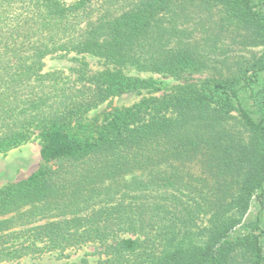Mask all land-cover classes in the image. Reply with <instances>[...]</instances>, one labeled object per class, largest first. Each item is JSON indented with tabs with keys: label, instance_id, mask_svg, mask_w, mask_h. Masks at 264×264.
Returning <instances> with one entry per match:
<instances>
[{
	"label": "trees",
	"instance_id": "obj_1",
	"mask_svg": "<svg viewBox=\"0 0 264 264\" xmlns=\"http://www.w3.org/2000/svg\"><path fill=\"white\" fill-rule=\"evenodd\" d=\"M210 9L263 46L248 71L88 115L154 85L122 67L203 64ZM30 140L40 164L0 186V264L86 245L74 264H264V0H0V153Z\"/></svg>",
	"mask_w": 264,
	"mask_h": 264
},
{
	"label": "rangeland",
	"instance_id": "obj_2",
	"mask_svg": "<svg viewBox=\"0 0 264 264\" xmlns=\"http://www.w3.org/2000/svg\"><path fill=\"white\" fill-rule=\"evenodd\" d=\"M65 1L74 2L76 0ZM210 11L209 21L203 20L200 24H196V30L193 31L196 40H198V51L201 53L200 57L204 61L203 64L191 73H184L181 76L142 71L131 65L122 67L123 73L151 79L154 81V85L122 95L110 96L100 102L96 108H93L88 115L93 116L111 107H129L143 98L162 96L165 93H170L184 82L199 81L207 77H237L248 71L262 54L263 46L249 42L248 36L244 35V31L239 27L227 25V21L223 19L224 14L218 9H210ZM85 59L93 71L105 67L104 60L93 55L86 54ZM68 64L67 58L65 60L50 59L47 61L46 67L53 70H66ZM107 67H112V65H107ZM229 125L236 129L239 128V124L234 121L229 122ZM39 164V144L36 140H30L6 153H0V186L25 178ZM197 225L199 229L195 227L192 229L204 232L202 226H205L206 222L198 221ZM93 250L92 245H86L66 250L62 254L50 252L38 258L29 257L21 262L13 261L7 264H74L85 257L86 253H91ZM240 255L237 253V256ZM88 259L93 264L96 261V255L88 256Z\"/></svg>",
	"mask_w": 264,
	"mask_h": 264
},
{
	"label": "crops",
	"instance_id": "obj_3",
	"mask_svg": "<svg viewBox=\"0 0 264 264\" xmlns=\"http://www.w3.org/2000/svg\"><path fill=\"white\" fill-rule=\"evenodd\" d=\"M25 258H29V256H28V257H24V258H22V259L20 260V262H21L22 260H24Z\"/></svg>",
	"mask_w": 264,
	"mask_h": 264
}]
</instances>
